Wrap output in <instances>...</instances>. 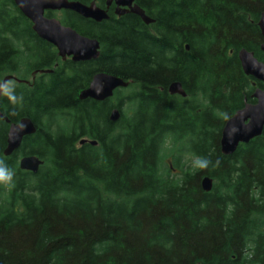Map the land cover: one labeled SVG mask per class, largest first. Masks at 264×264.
<instances>
[{
  "label": "trees",
  "instance_id": "obj_1",
  "mask_svg": "<svg viewBox=\"0 0 264 264\" xmlns=\"http://www.w3.org/2000/svg\"><path fill=\"white\" fill-rule=\"evenodd\" d=\"M136 3L154 24L48 12L100 44L97 61L73 63L14 0H0V81L30 82L11 81L0 111L37 129L5 157L10 125L0 121V165L13 174L0 182V264H264V132L221 152L226 122L264 89L238 58L246 50L264 63V0ZM99 73L131 84L105 102L80 101ZM174 82L187 98L169 94ZM26 156L44 162L36 175L20 169ZM197 158L208 166L195 167Z\"/></svg>",
  "mask_w": 264,
  "mask_h": 264
},
{
  "label": "water",
  "instance_id": "obj_2",
  "mask_svg": "<svg viewBox=\"0 0 264 264\" xmlns=\"http://www.w3.org/2000/svg\"><path fill=\"white\" fill-rule=\"evenodd\" d=\"M135 1L107 0L106 9L98 7L95 1L88 5L69 0H14V3L23 16L31 22L34 33L41 40L52 45L62 61L71 59L73 63H86L97 61L100 58L99 42L81 36L72 28L64 26L56 18L46 17V13L72 12L84 19L100 24L109 20L108 9L114 4L116 16L134 15L139 17L145 25L153 24L154 21L146 15ZM258 27L264 38V14L259 19ZM261 51L264 54V45ZM238 58L244 74L264 84V63L258 61L253 53L246 50L240 51ZM39 73L50 74L51 71H41L35 73V75ZM10 81L28 84V82L21 81L13 76L4 77L0 82V99ZM129 85L128 82L119 77L99 73L92 78L88 88L79 94V100L105 102L114 96L116 90L126 89ZM168 92L172 96L187 97L182 84L179 82L172 83L168 87ZM252 97L255 103L246 104L226 122L223 128L221 152L224 156H232L240 145L250 143L252 140L261 137L264 132V89H256ZM120 119V110L114 109L110 114V121L117 123ZM0 120H4L10 125L7 147L3 153L5 157H11L21 148L25 138L36 134L37 129L29 118H23L18 124H11L10 120L5 118L0 111ZM87 143L91 146H97L96 142L88 140L81 141L80 145L83 146ZM43 165L44 162L36 156H26L19 161V167L22 171L34 175L38 173ZM201 186L204 192L209 193L213 188V181L210 178H204Z\"/></svg>",
  "mask_w": 264,
  "mask_h": 264
},
{
  "label": "clouds",
  "instance_id": "obj_3",
  "mask_svg": "<svg viewBox=\"0 0 264 264\" xmlns=\"http://www.w3.org/2000/svg\"><path fill=\"white\" fill-rule=\"evenodd\" d=\"M7 94V93H6ZM10 99H15L10 96ZM209 161L203 158H197L194 161V166L198 168H206L208 166ZM12 172L5 166L0 165V182L4 184H9L12 180Z\"/></svg>",
  "mask_w": 264,
  "mask_h": 264
},
{
  "label": "flooded vegetation",
  "instance_id": "obj_4",
  "mask_svg": "<svg viewBox=\"0 0 264 264\" xmlns=\"http://www.w3.org/2000/svg\"><path fill=\"white\" fill-rule=\"evenodd\" d=\"M106 6H107V4H106ZM106 6H105V9H106ZM108 15L109 16L113 15L114 17H117L116 14H115V5L114 4H112L110 6V8L108 9Z\"/></svg>",
  "mask_w": 264,
  "mask_h": 264
},
{
  "label": "rangeland",
  "instance_id": "obj_5",
  "mask_svg": "<svg viewBox=\"0 0 264 264\" xmlns=\"http://www.w3.org/2000/svg\"><path fill=\"white\" fill-rule=\"evenodd\" d=\"M165 162L168 165L172 166V160L169 157H166ZM177 172H178V170L173 171L174 174L177 173Z\"/></svg>",
  "mask_w": 264,
  "mask_h": 264
},
{
  "label": "bare ground",
  "instance_id": "obj_6",
  "mask_svg": "<svg viewBox=\"0 0 264 264\" xmlns=\"http://www.w3.org/2000/svg\"><path fill=\"white\" fill-rule=\"evenodd\" d=\"M113 111V110H112Z\"/></svg>",
  "mask_w": 264,
  "mask_h": 264
}]
</instances>
